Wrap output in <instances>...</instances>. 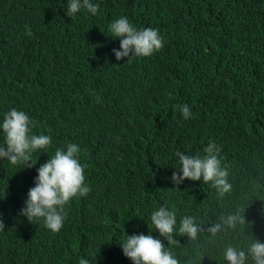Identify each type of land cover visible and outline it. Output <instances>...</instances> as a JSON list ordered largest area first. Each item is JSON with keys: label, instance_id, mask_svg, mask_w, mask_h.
<instances>
[{"label": "trees", "instance_id": "1", "mask_svg": "<svg viewBox=\"0 0 264 264\" xmlns=\"http://www.w3.org/2000/svg\"><path fill=\"white\" fill-rule=\"evenodd\" d=\"M95 2L96 15L71 19L67 0H0V114L23 110L52 140L35 167L0 161V264H132L119 243L149 234L160 206L200 225L196 240L170 246L180 264H226L227 244L264 242V0ZM120 16L155 28L163 47L117 61L108 25ZM210 141L228 172L223 196L171 179L177 151L202 156ZM67 143L81 150L90 191L53 233L20 209L36 167ZM236 209L244 225L207 231Z\"/></svg>", "mask_w": 264, "mask_h": 264}, {"label": "clouds", "instance_id": "2", "mask_svg": "<svg viewBox=\"0 0 264 264\" xmlns=\"http://www.w3.org/2000/svg\"><path fill=\"white\" fill-rule=\"evenodd\" d=\"M99 6L95 0H67L64 12L71 19L81 11L96 15ZM108 31L113 39L119 40V48L112 49L117 61L127 58L130 62L132 58L148 57L163 47L164 38L155 28H137L124 16L114 19L108 25ZM179 112L185 120L191 115L187 104L180 105ZM34 127V121L23 110L10 108L0 114V161H7L12 166L20 165L22 169L35 167L38 163L35 154L46 153L52 140L50 135L35 133ZM80 151L78 145L67 143L63 148H55L49 159L36 167L34 185L28 189L20 209L21 215L30 223L42 222L51 232H59L66 218V205L72 199L89 193L90 187L84 176L85 166L79 159ZM203 153L200 156L177 151L178 172L174 171L171 179L176 185L185 179L210 183L223 196L231 185L227 180V169L218 158L219 148L210 141ZM148 220L152 229L149 234L124 235L119 243L123 255L132 264H180L170 246L179 244L175 239L177 236L196 240L201 231L200 225L189 215L177 221L176 212L164 206L152 210ZM244 224V215L236 209L221 217L220 222L212 224L207 231L216 236L225 228L236 229ZM0 227H4L2 221ZM152 231L158 232L167 246L161 239L154 238ZM222 255L226 264H264V242L253 237L243 246L229 243L223 248ZM79 264H88V261L82 258Z\"/></svg>", "mask_w": 264, "mask_h": 264}]
</instances>
